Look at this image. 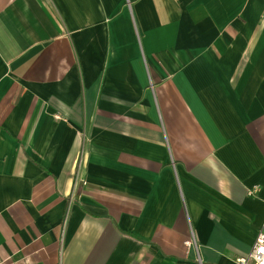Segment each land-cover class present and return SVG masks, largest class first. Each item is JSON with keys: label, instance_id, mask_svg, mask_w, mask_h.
<instances>
[{"label": "crops", "instance_id": "crops-1", "mask_svg": "<svg viewBox=\"0 0 264 264\" xmlns=\"http://www.w3.org/2000/svg\"><path fill=\"white\" fill-rule=\"evenodd\" d=\"M262 230L264 0H0V264H240Z\"/></svg>", "mask_w": 264, "mask_h": 264}, {"label": "built area", "instance_id": "built-area-1", "mask_svg": "<svg viewBox=\"0 0 264 264\" xmlns=\"http://www.w3.org/2000/svg\"><path fill=\"white\" fill-rule=\"evenodd\" d=\"M256 189L250 191L253 194ZM188 246H197L195 240L187 241ZM240 264H264V230L256 237L250 253L239 260Z\"/></svg>", "mask_w": 264, "mask_h": 264}]
</instances>
